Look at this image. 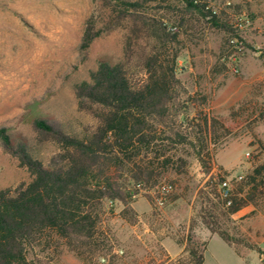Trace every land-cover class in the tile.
<instances>
[{"label": "rangeland", "instance_id": "374dc122", "mask_svg": "<svg viewBox=\"0 0 264 264\" xmlns=\"http://www.w3.org/2000/svg\"><path fill=\"white\" fill-rule=\"evenodd\" d=\"M208 1L235 34L192 19L179 36L177 77L189 93L205 98L197 110L221 120L229 133L209 145V175L195 149L179 151L187 166L184 173L171 170L162 179L172 185L163 206L156 205L154 189L142 191L129 204L135 214L130 220L122 215L123 203L105 201L99 229L113 246L106 257L110 264H167L186 257L177 240L188 237L208 242L206 264H241L233 247L191 222L199 210L198 192L211 176H222L232 185V179L264 162V0ZM174 4L183 6L179 0ZM168 15L178 22V12ZM91 18L101 26L92 0H0V129L14 143H26L45 166L61 150L40 138L35 121H53L78 137L92 131L97 122L79 110L75 86L89 80L100 61L123 58L121 28L95 39L86 53L80 50ZM31 180L17 158L0 146V189ZM233 219L229 232L251 246L239 245L238 255L246 264H264V201ZM29 256L35 264H107L96 257L83 261L58 241L50 248H35Z\"/></svg>", "mask_w": 264, "mask_h": 264}, {"label": "trees", "instance_id": "16d2710c", "mask_svg": "<svg viewBox=\"0 0 264 264\" xmlns=\"http://www.w3.org/2000/svg\"><path fill=\"white\" fill-rule=\"evenodd\" d=\"M179 1L181 8L174 0H92L101 26L89 20L80 50L86 53L95 39L121 28L123 58L100 61L89 80L75 86L79 110L97 122L92 131L78 137L53 121H35L40 138L61 150L49 166L0 129V146L32 176L15 189H0V264H35L31 251L57 241L83 261L96 257L110 264L106 257L113 246L99 229L105 201L123 203L122 215L133 220L129 204L134 196L155 189L171 170L185 172L187 160L178 153L186 147L196 150L202 171L211 174L209 145L229 132L221 120L197 110L205 98L189 93L177 77L179 36L192 19L235 33L228 20L206 9L208 0ZM171 12L180 14L178 22ZM225 181L211 176L199 190L191 226L199 222L239 254V245L251 246L231 234L229 226L235 214L264 201V162L232 179L226 195L220 188ZM177 242L186 257L167 264H204L208 242L191 237Z\"/></svg>", "mask_w": 264, "mask_h": 264}, {"label": "built area", "instance_id": "2783aa9c", "mask_svg": "<svg viewBox=\"0 0 264 264\" xmlns=\"http://www.w3.org/2000/svg\"><path fill=\"white\" fill-rule=\"evenodd\" d=\"M200 2H203V1L202 0H194V3H200ZM206 9L211 10L213 15H217V13H218L217 10L210 3L207 4ZM170 29L174 30L175 28H170ZM220 188L222 189L223 194L226 195L230 189L229 182L227 180L225 182H222L220 184ZM171 191H172V185L171 184H168L165 182L160 183L154 189V193H155L154 200H155L156 205H158L160 207L163 206L165 201H166L168 194Z\"/></svg>", "mask_w": 264, "mask_h": 264}, {"label": "crops", "instance_id": "0c3cea01", "mask_svg": "<svg viewBox=\"0 0 264 264\" xmlns=\"http://www.w3.org/2000/svg\"><path fill=\"white\" fill-rule=\"evenodd\" d=\"M230 247V246H229ZM231 248V247H230ZM232 250H233V248H231ZM207 252H208V248L206 249V251H205V255H204V264H206V255H207ZM233 253H234V255H236V258L241 262V264H246L244 261H243V259L233 250ZM215 261H217V260H215ZM219 262V261H218ZM219 264H222V263H220L219 262Z\"/></svg>", "mask_w": 264, "mask_h": 264}]
</instances>
